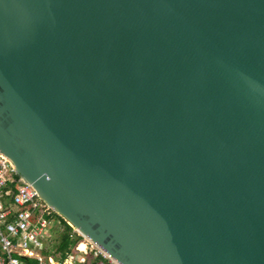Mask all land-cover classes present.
<instances>
[{
  "label": "water",
  "instance_id": "water-1",
  "mask_svg": "<svg viewBox=\"0 0 264 264\" xmlns=\"http://www.w3.org/2000/svg\"><path fill=\"white\" fill-rule=\"evenodd\" d=\"M0 154L116 264H264V0H0Z\"/></svg>",
  "mask_w": 264,
  "mask_h": 264
},
{
  "label": "built area",
  "instance_id": "built-area-1",
  "mask_svg": "<svg viewBox=\"0 0 264 264\" xmlns=\"http://www.w3.org/2000/svg\"><path fill=\"white\" fill-rule=\"evenodd\" d=\"M11 162L0 154V264H21L18 257L34 259L37 264H116L88 239L76 231L84 249L61 261L40 254L50 239L51 210L39 199L35 190L14 177Z\"/></svg>",
  "mask_w": 264,
  "mask_h": 264
},
{
  "label": "trees",
  "instance_id": "trees-1",
  "mask_svg": "<svg viewBox=\"0 0 264 264\" xmlns=\"http://www.w3.org/2000/svg\"><path fill=\"white\" fill-rule=\"evenodd\" d=\"M16 179L18 176L14 175ZM51 221V230L56 232V237L49 242L47 247L40 252L44 257H51L55 261L61 262L66 255L74 254V248L82 240L72 228L52 211L47 217ZM21 264H37L34 259L18 257ZM90 264H93L92 262Z\"/></svg>",
  "mask_w": 264,
  "mask_h": 264
},
{
  "label": "rangeland",
  "instance_id": "rangeland-1",
  "mask_svg": "<svg viewBox=\"0 0 264 264\" xmlns=\"http://www.w3.org/2000/svg\"><path fill=\"white\" fill-rule=\"evenodd\" d=\"M55 237H56V232L55 231L54 232L50 231V239H49V242L52 241Z\"/></svg>",
  "mask_w": 264,
  "mask_h": 264
},
{
  "label": "crops",
  "instance_id": "crops-1",
  "mask_svg": "<svg viewBox=\"0 0 264 264\" xmlns=\"http://www.w3.org/2000/svg\"><path fill=\"white\" fill-rule=\"evenodd\" d=\"M78 244H79V245H78V250H79L80 252H82L83 249H84V247H83L82 243H78ZM80 246H82V248H80Z\"/></svg>",
  "mask_w": 264,
  "mask_h": 264
},
{
  "label": "bare ground",
  "instance_id": "bare-ground-1",
  "mask_svg": "<svg viewBox=\"0 0 264 264\" xmlns=\"http://www.w3.org/2000/svg\"><path fill=\"white\" fill-rule=\"evenodd\" d=\"M80 248H82V246H80Z\"/></svg>",
  "mask_w": 264,
  "mask_h": 264
}]
</instances>
